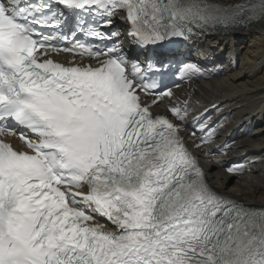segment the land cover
Here are the masks:
<instances>
[{"label":"snow or ice","instance_id":"1","mask_svg":"<svg viewBox=\"0 0 264 264\" xmlns=\"http://www.w3.org/2000/svg\"><path fill=\"white\" fill-rule=\"evenodd\" d=\"M261 20L264 0H0V264H264V207L209 183L187 101L153 111L203 74L196 37Z\"/></svg>","mask_w":264,"mask_h":264},{"label":"bare ground","instance_id":"2","mask_svg":"<svg viewBox=\"0 0 264 264\" xmlns=\"http://www.w3.org/2000/svg\"><path fill=\"white\" fill-rule=\"evenodd\" d=\"M193 49L194 59L224 72L221 79L198 84L192 98L194 107H223L224 132L236 129V143L222 158L225 163L236 156L257 161L249 163L248 173L237 176H227L219 164L204 162L208 179L217 190L249 206L264 207V20L200 39Z\"/></svg>","mask_w":264,"mask_h":264}]
</instances>
